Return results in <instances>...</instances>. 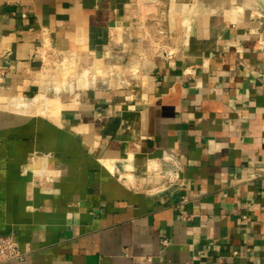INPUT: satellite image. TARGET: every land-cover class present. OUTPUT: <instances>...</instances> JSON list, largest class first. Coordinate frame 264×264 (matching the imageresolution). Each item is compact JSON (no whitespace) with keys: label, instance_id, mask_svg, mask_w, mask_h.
I'll use <instances>...</instances> for the list:
<instances>
[{"label":"crops","instance_id":"crops-1","mask_svg":"<svg viewBox=\"0 0 264 264\" xmlns=\"http://www.w3.org/2000/svg\"><path fill=\"white\" fill-rule=\"evenodd\" d=\"M256 4L0 0V236L22 253L0 264H264ZM112 46L128 84L9 107L46 57L122 59Z\"/></svg>","mask_w":264,"mask_h":264},{"label":"rangeland","instance_id":"rangeland-1","mask_svg":"<svg viewBox=\"0 0 264 264\" xmlns=\"http://www.w3.org/2000/svg\"><path fill=\"white\" fill-rule=\"evenodd\" d=\"M256 5L258 7L257 11L259 16L264 19V6L259 2H257ZM112 48L117 51L112 53L123 54L122 59H120L119 56H117L118 58L116 59L113 55L102 57L100 54H97L96 56L76 55L73 58H60L56 55L46 57V67L42 71L37 92L46 86V80H54L60 83L63 78L70 77L69 80L73 81L72 85L63 90L62 93H57L55 90H50V93L47 92L49 98L45 106L47 107L48 112H50L53 105L57 106L64 99L76 96L84 88L104 89L103 87H100L101 83H99V77L106 78L107 80L102 86L112 87L113 85L121 86L128 84V81L131 79V72L136 70L134 66H130L129 64V54L131 53L130 47L126 49V52L125 50H122V53L120 51L121 48L117 46H112ZM35 94L31 96L15 95L17 97L10 101L9 107L27 114H39L36 112L37 107L34 104ZM2 108H4V105ZM152 169L153 168H148V171H151ZM154 170L155 169H153L152 172H156V170Z\"/></svg>","mask_w":264,"mask_h":264},{"label":"bare ground","instance_id":"bare-ground-1","mask_svg":"<svg viewBox=\"0 0 264 264\" xmlns=\"http://www.w3.org/2000/svg\"><path fill=\"white\" fill-rule=\"evenodd\" d=\"M69 78L68 77L63 78L60 83H58L54 80H46L45 81L46 86L44 88H42L39 92H37L35 94V97H34V104L37 107L36 108L37 113L42 114V115L48 113L47 107L45 106V104H47V100L49 98V95L47 94V92L50 93V90H55V92H57V93H62L63 90H65L66 88H68L69 86L72 85L73 81H70ZM106 82H107L106 78L99 77V83H101L100 86L104 85ZM152 165H153V163H148L147 168H151ZM133 176L131 175V173H126L125 178H127L128 181H133Z\"/></svg>","mask_w":264,"mask_h":264},{"label":"built area","instance_id":"built-area-1","mask_svg":"<svg viewBox=\"0 0 264 264\" xmlns=\"http://www.w3.org/2000/svg\"><path fill=\"white\" fill-rule=\"evenodd\" d=\"M4 72L0 70V78L3 76ZM184 218L189 219L188 214H184ZM163 244H166V240H162ZM0 253L4 254L9 258L20 257L22 253L16 248L14 240L11 235H1L0 236Z\"/></svg>","mask_w":264,"mask_h":264},{"label":"water","instance_id":"water-1","mask_svg":"<svg viewBox=\"0 0 264 264\" xmlns=\"http://www.w3.org/2000/svg\"><path fill=\"white\" fill-rule=\"evenodd\" d=\"M256 1L261 3L264 6V0H256Z\"/></svg>","mask_w":264,"mask_h":264}]
</instances>
